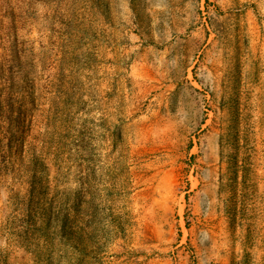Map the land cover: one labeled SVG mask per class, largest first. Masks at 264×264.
I'll return each instance as SVG.
<instances>
[{
    "label": "rangeland",
    "instance_id": "1",
    "mask_svg": "<svg viewBox=\"0 0 264 264\" xmlns=\"http://www.w3.org/2000/svg\"><path fill=\"white\" fill-rule=\"evenodd\" d=\"M0 264H264V0H0Z\"/></svg>",
    "mask_w": 264,
    "mask_h": 264
}]
</instances>
